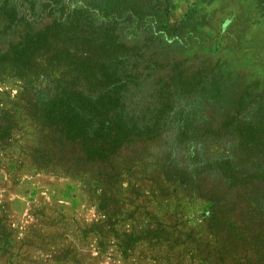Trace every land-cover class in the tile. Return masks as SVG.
<instances>
[{
    "label": "rangeland",
    "instance_id": "1",
    "mask_svg": "<svg viewBox=\"0 0 264 264\" xmlns=\"http://www.w3.org/2000/svg\"><path fill=\"white\" fill-rule=\"evenodd\" d=\"M85 1L134 7L117 59L99 25L56 24L51 0H0V114L65 82L95 102L122 78L136 128L83 174L37 171L18 113L0 143V264H264V0Z\"/></svg>",
    "mask_w": 264,
    "mask_h": 264
},
{
    "label": "trees",
    "instance_id": "2",
    "mask_svg": "<svg viewBox=\"0 0 264 264\" xmlns=\"http://www.w3.org/2000/svg\"><path fill=\"white\" fill-rule=\"evenodd\" d=\"M51 2L58 7L55 8L56 10L63 12L59 18H56V24L76 26L83 20H87V24L91 27L99 25L96 26V30L103 35L100 45L103 55L100 57L104 60L106 55V60L110 61L112 59L110 54L114 52V58L117 59L116 53L122 47L118 45V38H120L118 25L123 15L131 20L135 18L134 7L120 5L110 13H106V11L94 9L93 4H88L85 0L77 3L64 0H51ZM153 3L156 7L163 6L161 0H153ZM56 10L54 12L57 13ZM133 33H136L135 29ZM87 53L91 56L90 52L87 51ZM122 82L121 78L119 87H113V96H110V92L101 90L95 102L91 99L79 98L81 96L79 94H82L79 89L82 87H72L74 84L69 82H65L64 86H56L52 90L56 97L47 99L42 104L28 97L26 100L24 95L16 101L10 100L9 104L13 107L6 109L7 111L3 109L4 112L0 114V117L4 116L0 119V143L11 140L15 128L18 129L17 114L20 113V116L29 121V126L34 128L35 134L39 136L40 144L30 154L27 151L24 152L26 159L32 161L29 165L31 170L54 173L63 170L73 175L83 174L88 164L107 162L111 154L117 153L122 144L134 133L136 125L128 120L118 97ZM31 91L38 93L36 91L39 89L32 88ZM50 92V89L42 90V94ZM46 142L48 146L41 145ZM69 146L72 148L73 158H69L71 154L68 151ZM100 207L105 212V216L109 217L110 213L102 202ZM215 212L213 211V217L216 216ZM129 248L128 241L122 253L126 254Z\"/></svg>",
    "mask_w": 264,
    "mask_h": 264
}]
</instances>
